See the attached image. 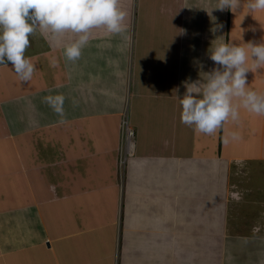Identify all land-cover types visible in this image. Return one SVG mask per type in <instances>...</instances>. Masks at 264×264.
Masks as SVG:
<instances>
[{"label":"crops","instance_id":"1","mask_svg":"<svg viewBox=\"0 0 264 264\" xmlns=\"http://www.w3.org/2000/svg\"><path fill=\"white\" fill-rule=\"evenodd\" d=\"M246 4L120 0L126 30L93 29L77 61L67 35L37 28L29 81L0 64V264H264V115L241 107L209 136L181 123L178 99L219 67L214 40L264 42V10ZM246 75L264 95V67ZM124 111L136 134L123 182Z\"/></svg>","mask_w":264,"mask_h":264},{"label":"clouds","instance_id":"2","mask_svg":"<svg viewBox=\"0 0 264 264\" xmlns=\"http://www.w3.org/2000/svg\"><path fill=\"white\" fill-rule=\"evenodd\" d=\"M246 6L249 12L264 10V0H247ZM240 7L241 0H216L213 9L235 13ZM126 16L120 0H0V64L10 62L20 79L29 81L35 65L25 53L30 46L29 37L37 28L54 36L67 35L70 42L64 44V56L75 62L93 29L120 34L126 30ZM214 41L210 59L219 67L207 73L206 81L185 83L186 91L178 98L182 106L181 123L209 136L223 129L229 120L239 122L241 107L255 115H264V95L247 87L246 75L264 67V42L240 46L219 39ZM55 63L53 58L50 64L55 66ZM47 100L54 110L60 111L62 97ZM228 136L232 140L240 138L235 131ZM121 179L124 182V173ZM120 187L122 190L121 182Z\"/></svg>","mask_w":264,"mask_h":264},{"label":"built area","instance_id":"3","mask_svg":"<svg viewBox=\"0 0 264 264\" xmlns=\"http://www.w3.org/2000/svg\"><path fill=\"white\" fill-rule=\"evenodd\" d=\"M121 136H120V145H119V156H118V170L122 177L125 172V168L129 163L130 159L135 154V129L129 121L128 111L123 113L121 119ZM241 192L237 190L236 185H233V188L230 193L231 199H236L241 197Z\"/></svg>","mask_w":264,"mask_h":264},{"label":"bare ground","instance_id":"4","mask_svg":"<svg viewBox=\"0 0 264 264\" xmlns=\"http://www.w3.org/2000/svg\"><path fill=\"white\" fill-rule=\"evenodd\" d=\"M248 78V77H247ZM43 85H45V84H43ZM42 85V86H43ZM257 87V86H256ZM44 88V87H43ZM249 88V87H248ZM126 111H124L123 113H125ZM123 113L121 114V119H122V115H123ZM129 114V113H128ZM129 121H130V115H129ZM120 129H121V126H120ZM250 133V132H249ZM249 138V137H248ZM248 145V144H247ZM251 144H249V146H250ZM251 147V146H250ZM249 147V148H250ZM252 148H253V146H252ZM32 164V163H31ZM34 165V164H33ZM27 167V166H26ZM35 168V167H34ZM39 169V168H38ZM41 169V168H40ZM26 171V170H25ZM40 172V171H39ZM42 175H43V173H42ZM81 176V175H80ZM29 179V178H28ZM38 179V178H37ZM35 180V179H34ZM79 180V179H78ZM75 181H77V180H75ZM28 182V181H27ZM36 183V182H35ZM27 185V184H26ZM32 185V184H31ZM38 189H40V188H34V187H31V188H26V187H24V186H22L21 187V191H25V192H27V191H29L28 192V195L32 198H36L38 195H39V193L41 192L40 190H38ZM25 192H22V193H20V194H23V193H25ZM28 196V197H29ZM75 201V200H74ZM85 212V211H84ZM96 211H94V213H95ZM71 214H73V213H71ZM70 214V215H71ZM84 214H86V213H84ZM90 214H91V212H90ZM96 214V213H95ZM74 216V215H73ZM88 216V215H87ZM94 216H96V215H94ZM73 218V217H72ZM87 218V217H86ZM81 219V218H80ZM77 220V219H76ZM74 222V221H73ZM73 226H75V224H73L72 225V228H73Z\"/></svg>","mask_w":264,"mask_h":264},{"label":"rangeland","instance_id":"5","mask_svg":"<svg viewBox=\"0 0 264 264\" xmlns=\"http://www.w3.org/2000/svg\"><path fill=\"white\" fill-rule=\"evenodd\" d=\"M38 190H40V191H41V189H38ZM28 192H29V191H27L26 193L28 194ZM24 194H25V193H23V195H24ZM40 194H42V195H43V192L41 191V192L39 193V195H38L39 197H40ZM23 195H22V196H23Z\"/></svg>","mask_w":264,"mask_h":264}]
</instances>
